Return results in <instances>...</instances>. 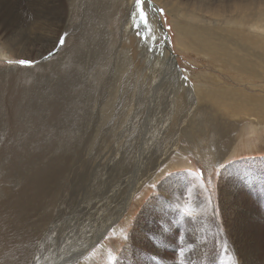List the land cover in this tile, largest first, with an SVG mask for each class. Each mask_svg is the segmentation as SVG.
<instances>
[{"label":"rangeland","instance_id":"1","mask_svg":"<svg viewBox=\"0 0 264 264\" xmlns=\"http://www.w3.org/2000/svg\"><path fill=\"white\" fill-rule=\"evenodd\" d=\"M53 1L57 14L46 10ZM165 1L177 3L181 13H198L205 1L222 3L229 16L218 21L208 13L191 25ZM256 1L0 0V264H32L41 256V263H50L52 227L59 232L63 222H73V228L81 205L105 197L113 207L128 194L125 210L76 264H184V241L189 249L207 247H201L210 256L205 264H264V209L254 207L245 216L237 208H243L240 192L264 181V126L247 130L245 120L229 129L221 119L217 125L218 115L205 112L208 105L197 108L205 101L195 95L209 87L264 95V47L251 43L252 30L264 32L258 17H264V0L258 16L252 10ZM10 3L12 17L2 13ZM178 25L198 31L187 34ZM241 56L247 58L244 72L235 65ZM165 88L174 102L167 101ZM183 105L192 112L180 126L174 109ZM222 130L226 148L219 146ZM163 149V164L146 170V153ZM223 154L227 159L221 160ZM231 165H239L242 174H230ZM247 172L255 178L252 187L246 178L241 181ZM137 179L141 183L134 187ZM174 187L170 221L159 220L163 213L150 215L167 208ZM195 198L206 212L202 223L193 222L202 215ZM250 200L259 206L258 199ZM175 211L187 216L183 228ZM165 223L172 229L163 241ZM160 240L172 246L159 253ZM251 245L257 261L236 263L240 251L251 255ZM126 247L133 250L129 255Z\"/></svg>","mask_w":264,"mask_h":264},{"label":"bare ground","instance_id":"2","mask_svg":"<svg viewBox=\"0 0 264 264\" xmlns=\"http://www.w3.org/2000/svg\"><path fill=\"white\" fill-rule=\"evenodd\" d=\"M43 1V0H42ZM49 1V0H48ZM256 1V0H255ZM27 2V1H26ZM29 2V1H28ZM41 2V1H40ZM59 2V1H58ZM242 2V1H241ZM32 3V2H30ZM45 3V2H44ZM165 3H171V8L170 10L172 11H175L177 12V16L178 18L180 19L181 17L185 16V18H187L186 20L188 22H190V24L192 23L193 25H196L198 24V21H203V17L206 15V14H214L217 18V20H221L223 19L224 17L227 16V13L223 11V6L219 3V4H214V3H210V2H201L202 4L201 5H198L199 7H197L198 9V13L196 11H190V12H183L181 13V11L183 9H179L181 8L180 6H178L177 3L175 2H171V1H165ZM188 3V2H187ZM197 3V2H196ZM245 4L243 5H240L241 8H247L248 4H246V1L244 2ZM256 6L252 7V10L254 9V13L253 14H256L258 16V9H261V6L263 5V0H258L256 1ZM41 4V3H40ZM11 3L5 7L7 8V10H2V13H5V14H8V16L10 15V17L16 15V10L13 9V7H11ZM32 5V4H31ZM35 5V3H34ZM59 5V4H58ZM57 2L53 1V2H49L48 5H47V12H56L57 14ZM170 5V4H169ZM1 6V5H0ZM26 6V5H25ZM251 6V4H250ZM29 7V6H27ZM45 7V6H44ZM170 7V6H169ZM226 8V7H224ZM249 8V7H248ZM40 9V8H39ZM263 9V8H262ZM27 10V9H26ZM29 10V9H28ZM251 10V9H250ZM20 11V10H19ZM32 11V10H31ZM44 11V10H43ZM22 12V11H21ZM45 12V11H44ZM43 12V13H44ZM260 12V11H259ZM1 13V12H0ZM20 13V12H19ZM59 13H61L59 11ZM23 14V13H22ZM28 14V13H27ZM30 14V13H29ZM39 14V13H37ZM55 14V13H54ZM62 14V13H61ZM231 15V14H230ZM24 16V15H23ZM49 16V15H48ZM58 16V15H56ZM229 16V14H228ZM227 16V17H228ZM232 16V15H231ZM237 16V15H236ZM21 17V15L19 16ZM25 17V16H24ZM59 17V16H58ZM157 17V16H156ZM241 17V16H240ZM262 19H264L263 16H258ZM8 18V17H7ZM31 18V17H30ZM49 18V17H48ZM55 18V17H54ZM215 18V17H214ZM235 18V17H234ZM16 19V18H15ZM44 19V18H43ZM156 19V18H155ZM205 19V18H204ZM8 20V19H7ZM241 18H235L234 20V23L240 21ZM10 21V20H9ZM46 21V20H45ZM59 21V20H58ZM57 21V22H58ZM69 21V20H68ZM156 21V20H154ZM153 21V23H154ZM159 21V20H158ZM31 22V20H30ZM53 22V20H52ZM176 22V21H175ZM183 22V21H182ZM197 22V23H196ZM12 23V22H11ZM33 24V22H31ZM206 23V22H205ZM241 23V22H239ZM239 23H236L237 25ZM6 24V23H5ZM13 24V23H12ZM16 24V22H15ZM30 24V23H29ZM46 24V23H45ZM43 24V25H45ZM62 24V23H61ZM60 24V25H61ZM183 24V23H182ZM191 24V25H192ZM204 24V23H203ZM9 25V24H8ZM28 25V24H27ZM52 25V23H51ZM13 26V25H12ZM29 26V25H28ZM33 26V25H32ZM37 26V25H36ZM42 26V24L40 25ZM48 26V25H47ZM46 26V27H47ZM59 26V25H58ZM234 26V25H232ZM30 27V26H29ZM45 27V26H44ZM202 27V26H201ZM239 27V26H238ZM236 26H234V29H237V30H240L241 33L242 30L241 28H238ZM254 27H263V25H260V23H256L254 24ZM10 28V27H9ZM13 28V27H12ZM48 28V27H47ZM50 28V27H49ZM126 28V27H125ZM178 30H183L185 31L187 34H193L192 32H196L198 31L196 28H191V26H188L186 28L185 25H178L177 26ZM198 28H200L198 26ZM228 28H230L231 30H234L232 27L228 26ZM33 29V27H32ZM46 29V28H45ZM57 29V27H56ZM44 30V28H43ZM33 31V30H32ZM49 31V30H48ZM53 32H56V31H53ZM48 34V33H47ZM251 34L253 37V41L251 42L252 44L254 43L256 46L258 47H261L263 46L264 47V32H259L257 30H252L251 31ZM42 35V34H41ZM47 37L49 35H46ZM192 36V35H191ZM258 36H262V39L259 38ZM55 37V36H54ZM196 38V36H193ZM249 37H250V34H249ZM37 38V37H36ZM43 38V37H41ZM50 38V37H49ZM251 38V37H250ZM30 39V38H29ZM48 39V38H47ZM44 41L46 39H43ZM41 41V39L39 40V42ZM43 41V42H44ZM250 42V41H249ZM50 43V42H49ZM36 44V42H35ZM44 44H46L44 42ZM51 44V43H50ZM249 44V43H248ZM43 45V44H42ZM47 46V45H46ZM237 46V45H236ZM48 47V46H47ZM46 47V48H47ZM43 48V47H41ZM231 52V51H230ZM229 52V53H230ZM248 52V51H247ZM237 60L239 61L238 64H235L237 68H239V70L241 72H244L243 70L245 69L246 67V60L247 58L246 57H238ZM172 62V61H171ZM173 63V62H172ZM171 63V64H172ZM255 63H253V68L250 66L249 69H248V73L251 75V74H254L253 72V69L255 68ZM170 64V65H171ZM174 64V63H173ZM174 68V67H173ZM177 69V68H176ZM177 71V70H176ZM164 72V71H163ZM170 73V72H169ZM166 75V74H165ZM164 76V74H163ZM172 77V75L170 76ZM254 77V76H253ZM158 82V81H157ZM210 88V87H209ZM209 88H206V89H200L198 88V91L195 93V95L197 97H200L205 101V102H199L197 105V108H202L204 109L203 107H201V105H208V109L205 110L208 111V110H212V112H214V114H217L219 118V120H217V125L219 124L220 125V119L222 121H227V122H223V124H221V126H229L228 128L230 129V127H238L239 124H241L242 121H245L247 120L248 121V124L245 126V129H250L251 131H255V130H258L261 126H264V95H258V94H254V93H249L247 92L245 89H231V88H212V89H209ZM169 92V89L168 88H165L164 90V96L167 97V101L170 102V101H175L174 98H171L168 96V93ZM193 93V92H192ZM177 96V95H176ZM180 96V95H179ZM150 99V98H149ZM177 101V100H176ZM134 103V102H133ZM176 103V102H175ZM179 103V102H178ZM180 103H181V100H180ZM206 103V104H205ZM177 104V103H176ZM134 107V106H133ZM191 108V112H192V107L187 105H183V106H177L176 109H174V113L176 115H178L179 117V122L182 121L179 125H183V124H187V116L189 113V109ZM196 108V109H197ZM151 114V113H150ZM156 114V113H155ZM157 116V115H156ZM162 116V115H161ZM143 117V116H142ZM148 117V116H147ZM148 119V118H147ZM163 120V118H161ZM204 119V118H203ZM177 121V120H176ZM162 122V121H161ZM204 123H206L205 119L203 120ZM216 123V122H215ZM162 124V123H161ZM226 124V125H224ZM188 126V125H187ZM227 128V127H226ZM177 129V128H176ZM184 129V128H183ZM202 130L205 131L206 129V126L202 127L201 128ZM162 130V129H161ZM228 130V129H227ZM211 131V130H210ZM222 136H219V146H224L223 144V140L225 138V136L227 135V132L225 130H222ZM175 133V132H174ZM212 133V132H210ZM158 134V133H157ZM155 136V135H154ZM149 137V136H148ZM150 140V139H148ZM160 140V139H159ZM151 141V140H150ZM149 141V143H150ZM174 141V140H173ZM172 141V142H173ZM148 142V141H147ZM160 142V141H159ZM167 142V140L165 141ZM164 142V144H165ZM152 143V142H151ZM161 146H163V141L161 142ZM224 143H225V140H224ZM171 144V143H170ZM173 145V144H172ZM176 145V142L175 144ZM167 146V145H166ZM123 147V146H122ZM152 147V146H151ZM176 147V146H175ZM225 148L227 146H224ZM148 148V147H147ZM159 149V148H158ZM157 149V151H158ZM110 150V149H109ZM156 150V149H155ZM154 150V151H155ZM168 150V149H167ZM218 150V149H217ZM233 148H229V151L227 153V155L230 154V152H232ZM123 151H125L123 149ZM139 151V150H138ZM215 151V150H214ZM104 152V151H103ZM109 152V151H108ZM121 152V151H120ZM145 152V151H144ZM118 153V152H117ZM112 154V153H111ZM128 154V153H127ZM147 154V158L149 159L150 163L147 164V167H146V170L150 171V172H153L155 171L156 169L159 168L160 165L163 164L162 162V158H163V155L165 154L164 153V149H163V153H150L149 151L146 153ZM101 155V154H100ZM217 155V154H215ZM123 156V155H122ZM136 158V156H135ZM141 158V157H140ZM227 159L226 157V154H223L222 155V159L221 160H224V159ZM119 160V159H118ZM143 160V159H142ZM102 161V160H101ZM109 161V160H108ZM114 161V160H113ZM115 163V161H114ZM119 163V162H118ZM139 163V162H138ZM142 164V163H141ZM100 165V163H99ZM122 165V164H121ZM104 166V165H103ZM106 166H107V163H106ZM105 166V167H106ZM112 166V165H111ZM232 166V165H231ZM109 167V166H108ZM230 168V166L228 167ZM91 169V168H90ZM103 169V168H102ZM105 169V168H104ZM118 169V168H117ZM106 170V169H105ZM126 170V169H125ZM102 171V170H101ZM100 171V172H101ZM118 171V170H117ZM141 171V169H140ZM105 172V171H104ZM123 172V171H122ZM87 173V172H86ZM103 173V172H102ZM229 173L230 174H234V175H238L240 176L242 173L240 171V167L239 165H234L230 168L229 170ZM98 175V174H97ZM89 176V175H88ZM92 177V175H90ZM107 176V175H106ZM233 176V175H232ZM135 177V176H134ZM237 178V177H236ZM171 180V179H170ZM141 179H137V180H134L133 184H134V187L135 186H138V184H140L141 182ZM168 181V180H167ZM170 182V181H169ZM109 183V182H108ZM172 183L169 184V187ZM109 185V184H108ZM175 190L173 191V195H171L170 199H168L169 201L167 202V204L164 203V207L167 206V208H163V211H158V212H155V211H152V212H149L150 215H156L159 217V215H161L163 213V217H161L159 220H162L163 221V218L165 220H169V217L171 216V214L173 213V202L174 200H176V197L174 196V194L176 193L177 194V188L174 187ZM166 190V189H165ZM121 191V190H120ZM131 191V190H130ZM168 191V190H167ZM108 192V191H107ZM106 192V193H107ZM123 192V191H122ZM236 192V191H235ZM108 194V193H107ZM111 194V193H110ZM131 194H128L127 196H125L122 201L118 204H114L113 207H111V205L109 204L108 200L104 198H96L92 201L89 202V205L87 206H83L81 205L80 207H78V209L81 210L80 214V225L77 224L76 226H74L73 228L70 227L72 225V223H69V224H66L65 222H63L62 226L60 227L61 229L58 230L59 232H56V229H55V226L54 228L52 227V229H54L55 231L54 232H51L50 230V235H51V242L49 241V247H50V263L48 261L47 264H57L59 259L61 258H64L69 256L72 260L71 261H68L65 260L62 264H74L76 260H80L83 256L86 255L87 252H89V249L91 248V246H93L97 241H99L102 237V234L110 228L111 224H113V222L115 221V219H117L121 214L122 212L125 210V205L129 202V200L131 199ZM178 195V194H177ZM180 195V194H179ZM100 196V195H99ZM112 196V195H111ZM110 195L107 196V198L111 197ZM130 196V197H129ZM197 197V195H196ZM112 198V197H111ZM169 198V197H168ZM178 199V198H177ZM113 200V199H112ZM201 199L199 198H195V204L196 206L198 207V213L200 217L198 216H195L193 217V222L194 223H202V221H205V219H207L205 216V214L203 215V212H205V210H203L202 208V204ZM114 201V200H113ZM171 201V202H170ZM179 202V200H178ZM182 202V201H181ZM80 203V202H79ZM111 203V202H110ZM180 203V202H179ZM112 204V203H111ZM243 206V205H242ZM205 207V206H204ZM202 208V209H201ZM239 208V207H237ZM241 208V207H240ZM244 208V207H243ZM241 208L242 211H244L245 213V216L248 214L249 216L252 214L253 211H256V209L253 207L251 208H246V209H243ZM77 209V210H78ZM76 210V209H75ZM247 212V213H246ZM206 213V212H205ZM175 214L176 217H179V222H181L180 224L178 223L177 225H179L181 228H183V224H185V215H182V213L179 211V212H176L175 211ZM254 214V213H253ZM174 215V214H173ZM244 215V214H243ZM207 216V215H206ZM71 217V216H70ZM69 217V218H70ZM184 218V219H183ZM74 219V218H73ZM195 219V220H194ZM77 220V219H76ZM255 220V219H254ZM55 222V221H54ZM206 224V223H205ZM207 225V224H206ZM205 225V226H206ZM168 226V228H167ZM204 226V225H203ZM170 227V229H169ZM171 229H172V226L171 224H166L164 225V228L163 230L160 231V235L159 236H162V239L163 237H167V235L171 232ZM205 230V229H204ZM193 231V230H192ZM207 231V229H206ZM183 232V230H182ZM191 232V231H190ZM197 233V231H195ZM193 232V233H195ZM208 232V231H207ZM157 233V232H156ZM199 234V233H197ZM104 235V234H103ZM205 235V234H204ZM158 236V237H159ZM200 238H198V240H204L203 236L200 234ZM183 237V236H181ZM185 237V236H184ZM50 238V236H49ZM167 239V238H166ZM187 240V239H186ZM164 241V239H163ZM198 241V243H199ZM159 243H156V249L159 251L165 250L166 247H170L172 246V244L166 240L164 243H161V240L160 241H157ZM185 243V246L187 247L186 251L183 253V251L181 250L180 251V258L181 260L184 262V264H205L204 263V259L205 258H209L210 256L209 253H205L204 252V249L203 248H207L201 244H198L196 245L195 247H191L190 249L188 248V244L186 245V242L184 241ZM163 244V245H161ZM165 244V247H163ZM197 244V243H196ZM245 246V245H244ZM248 246V244H247ZM252 246V252H251V255L248 256L247 254H245L247 257H244L242 256V252L240 251L239 254H240V257L238 256V259L236 260V263H240V262H243L245 259L246 261H257L255 260V255L256 253L254 252V247L253 245ZM203 247V248H201ZM241 247V246H239ZM243 248V247H241ZM247 248V247H245ZM245 248H244V252L245 251ZM251 248V247H250ZM242 250V249H241ZM256 250V249H255ZM126 255H129V252L131 253L133 250H131L129 247H126V249L124 250ZM207 251V250H206ZM48 252V251H47ZM124 253V252H123ZM161 253V252H159ZM237 253V252H236ZM235 253V254H236ZM193 254H194V258H193ZM234 254V255H235ZM134 256H136L134 254ZM222 256V255H221ZM42 257V256H41ZM40 257V258H41ZM40 258L37 257L35 258L34 262L32 264H43L40 262ZM215 258V257H214ZM217 259H219L218 257H216ZM48 259V258H47ZM49 260V259H48ZM47 261V260H46ZM214 263L212 264H225L224 263H219L215 260H213ZM229 263V262H228ZM46 264V263H45ZM60 264V263H59ZM76 264V263H75ZM227 264V262H226ZM246 264V263H245Z\"/></svg>","mask_w":264,"mask_h":264},{"label":"crops","instance_id":"3","mask_svg":"<svg viewBox=\"0 0 264 264\" xmlns=\"http://www.w3.org/2000/svg\"><path fill=\"white\" fill-rule=\"evenodd\" d=\"M260 177H261V179L264 180V173H263V176H260ZM245 178L248 180L247 183L252 187L254 184L255 178H252L250 175H248V172L245 173V175L241 178V181ZM242 183L244 184V182H242ZM240 193H241V197H239L238 200L240 201V203L242 205L244 204V205H248L250 207H256L260 210L264 209V181H260L259 183H257L254 187H252L251 191H241ZM250 197H255L256 199H258L259 200V202H258L259 206L256 205L255 203L251 202ZM230 199H231V196H230ZM235 199H237V197ZM244 205H243V207H244ZM238 209H241V208H238ZM236 210H234V211H236ZM227 236H229V234ZM259 237H261L260 233H259ZM228 239L231 240V238H228Z\"/></svg>","mask_w":264,"mask_h":264},{"label":"water","instance_id":"4","mask_svg":"<svg viewBox=\"0 0 264 264\" xmlns=\"http://www.w3.org/2000/svg\"><path fill=\"white\" fill-rule=\"evenodd\" d=\"M159 20H160V18H159ZM160 27H161V29L163 30V28H164V26L160 23ZM164 30H165V33H166V35H167V31H166V29L164 28ZM172 51V50H171Z\"/></svg>","mask_w":264,"mask_h":264},{"label":"snow or ice","instance_id":"5","mask_svg":"<svg viewBox=\"0 0 264 264\" xmlns=\"http://www.w3.org/2000/svg\"><path fill=\"white\" fill-rule=\"evenodd\" d=\"M20 63H25V61H20Z\"/></svg>","mask_w":264,"mask_h":264}]
</instances>
